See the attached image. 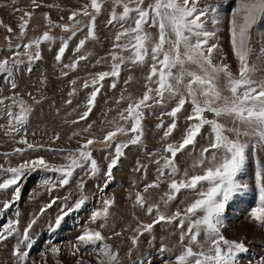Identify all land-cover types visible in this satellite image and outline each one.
<instances>
[{
	"label": "snow or ice",
	"instance_id": "obj_1",
	"mask_svg": "<svg viewBox=\"0 0 264 264\" xmlns=\"http://www.w3.org/2000/svg\"><path fill=\"white\" fill-rule=\"evenodd\" d=\"M15 3V0H13ZM105 0H88L80 8L70 10L68 22L53 21L45 14L48 30L41 36L33 37L26 43H18L15 47L9 38V55L0 58V78L12 90L10 95H0V120L6 121L0 124L5 129V134H19L28 123L32 105L15 90L18 87L16 73L21 66H26V71L31 73V65L42 59V44L52 46L56 43V37L51 32L60 28L62 32L70 33L65 39L60 38V46L55 55L57 62H62L69 43L78 35L74 51L81 53L89 40L98 39L96 34L97 17L102 13ZM112 10L106 21V26L117 28L112 50L107 53L110 57V70L90 74L89 80H85L84 89L91 88L87 101V111L79 120L87 119L92 107L95 105L97 95L100 92L102 82L106 78H112L111 88H116V82L120 77L123 67H147L148 71L144 78V91L139 97L123 93L117 99V105L126 102L118 113V117L108 123L111 129L107 130L102 139L85 138L80 146L64 152L61 150L66 163L59 166L52 165L43 157L25 160L16 167H4L0 165V191L7 192L11 189V200L3 202L0 208V217L12 208L20 199L21 191L19 184L26 173L44 171L57 173L54 179L46 177L41 181L43 187L49 191L57 187L63 188L77 174L82 173L77 187L83 193L85 181L83 176L97 177L101 174V168L93 158L92 146L101 143L108 150L110 157L106 170L103 171V183L97 185L98 191L103 194L104 190L113 181V169L116 168L125 155V150L130 146H137L143 139V119L145 113L153 108L165 109L169 104L175 106L171 111H162L161 115L173 118L167 125L162 142L163 153L160 150L149 153V158L157 157L152 162L157 165L156 179L143 186V192L135 194L134 207L139 206L146 214L153 216L151 222H139L132 229V248L126 255L131 259L133 251H138L139 237L145 233H152L158 224L173 225L179 232V252L169 256L163 264H238L241 254L248 251L243 241L230 240L222 233L224 215L229 202L237 197L245 195L253 189L258 192L257 203L249 213L253 222L264 227V162L256 160L254 171V185L243 182L241 177L245 174L249 159L250 149L257 152L264 151V77H257L258 68L250 64L249 58L254 53L251 44V31L259 21L264 20V0H233L234 6L229 11V33L232 52L239 63V73L234 75L229 64L214 62L213 53L219 50L218 31L216 27L221 23L220 10L223 0H216L214 4H206V0H111ZM33 8L41 7L38 0H31ZM204 4V6H201ZM122 8L117 12V8ZM33 13L26 12L21 16L20 39H23L27 31L29 19ZM28 17V19H25ZM87 19V23L85 20ZM63 21V17H61ZM211 22L213 29L206 26ZM155 28L157 35L148 31ZM9 33L13 29L7 27ZM258 59L264 58V40H261ZM106 62H107V58ZM87 60V55L80 54L70 64H62V68L75 70L80 61ZM99 62V61H98ZM67 72L62 75L67 76ZM224 80L223 87L219 82ZM131 80V77H129ZM125 81V84L129 83ZM75 86L77 81L71 80ZM77 89L72 88L69 95H74ZM35 103H40L33 93L27 94ZM71 103V100L67 101ZM185 105L190 106L188 121L182 139L178 143L167 142L173 131L177 128L176 118ZM212 114L209 119L206 114ZM221 118L230 121V125L221 122ZM78 121H73L77 123ZM205 126L209 128V140L206 146H202L199 154L193 159L192 168H200L202 174H191L181 170L176 163L178 154L186 150L195 151L197 137L201 135ZM158 128L165 127L163 122ZM91 125L83 131L89 132ZM79 135V133H74ZM118 136H129L126 141H118ZM56 139H59L57 136ZM19 143L25 144L27 149L39 150L42 145L29 143L26 137H22ZM191 146V147H190ZM49 151H54L48 149ZM26 149H15L16 154H23ZM135 171L147 175V168L139 164ZM168 183L169 192L161 197L165 208L159 204H149L146 195L150 189H158L162 183ZM184 191L186 196L194 199L183 209H177L168 214L167 206L176 199L177 194ZM52 201L41 209V215L47 207L56 202ZM67 200V197H65ZM102 207L94 209L90 213L89 223L97 224L99 229L107 227L110 208L115 203L114 198L101 196ZM87 196L75 202L74 207L64 210L57 216L54 226L50 230L55 231L61 226V222L71 212L80 210L85 205ZM21 213L16 210V219H9L0 231V242L9 238H16L12 256L14 264H28V258L33 240L30 231L36 223V218L27 225L23 232L19 229ZM112 235H121L112 232ZM106 237L101 230L84 227L82 233L72 245V254L76 255L80 247H85L95 254L96 264H122L119 251L106 242ZM155 237L152 236L150 242ZM60 251L52 247L51 252L56 254ZM173 249L167 245H161L158 252L163 255ZM78 264L80 262L78 261ZM131 264H153L151 257L131 259ZM260 264H264V257L260 258Z\"/></svg>",
	"mask_w": 264,
	"mask_h": 264
},
{
	"label": "rangeland",
	"instance_id": "obj_2",
	"mask_svg": "<svg viewBox=\"0 0 264 264\" xmlns=\"http://www.w3.org/2000/svg\"><path fill=\"white\" fill-rule=\"evenodd\" d=\"M38 2L41 7L33 8L31 0H15V3L13 0H0V58L9 55L7 51L9 38H11L12 46L15 47L16 44L26 43L31 38L41 36L44 31L48 30L45 14H48L53 21L68 22L70 10L80 8L88 0H38ZM149 2L150 0H145L146 4ZM214 3L216 0H206V4ZM233 6V0H223V6L220 10L221 23L216 26L219 28L217 34L219 50L213 53V58L216 63L229 64L233 74L238 75L239 63L232 52L228 23L229 11ZM111 10V0H105L102 13L97 17L96 22L98 39L89 40L81 53L74 51L78 40L83 38L78 35L70 41L62 62H57L55 55L60 46V38L66 39L70 33L55 28L51 34L57 38L56 43L52 46L47 43L42 44V59L31 65V73L26 71V66L20 67L15 77L18 84L15 91L32 105L33 112L25 128L19 134L6 135L5 129L0 128V165L16 167L25 160H32L37 157H43L46 162L55 166L66 163L61 150L64 152L73 151L80 146L85 138L102 139L106 131L111 129L108 121L117 118L119 111L126 107V102L119 105L116 103L122 93L125 96L131 94L133 97H139L143 93L147 67L125 66L116 82V88L110 87L112 78H106L102 82L95 105L87 119L79 120V117L87 111V101L92 90L91 88H83L84 81L89 80L90 82V74L110 70L111 61L110 57H107V53L112 50L114 37L118 31L117 28L106 26ZM116 11L119 13L122 8L118 7ZM26 12L33 14L29 19L27 31L21 40L19 24L21 23V16ZM61 17H63V21H61ZM85 22L87 23V19ZM9 26L13 29L12 33L7 31ZM206 26L209 30L213 29L210 21ZM147 30L152 32L154 37L157 35L155 28H148ZM261 40H264V20L259 21L251 31V44L255 51L250 56L249 62L257 66L256 76L258 78L264 77V58H257ZM80 54L87 55V60L80 61L75 70L62 68V64L72 63ZM105 58H107V62ZM62 72H67V76L62 75ZM73 79L77 81L75 86L70 83ZM126 80H129V83L125 84ZM219 84L220 87H223L224 80L221 79ZM73 87L77 91L74 95H69ZM11 92L12 90L5 79L0 78V95H10ZM28 93H33L36 99L40 100V103H35L27 95ZM69 100H71L70 104L67 103ZM174 106V104H169L165 109L153 108L146 111L142 122V143L137 146H130L125 150V155L121 158L118 166L113 169L114 179L103 194L98 191L97 185L103 183L102 173L106 170L110 157L108 150L101 143L92 146L93 158L97 160L101 174L94 178L83 176L85 181L83 193L77 187V182L83 175L79 170H77V174H74L70 185L63 188L57 187L52 191L43 187L41 181L46 177L54 179L58 176L57 173L44 171L26 173L19 184L20 199L5 212L3 217H0V231H3V226L9 219L17 218L16 210L21 213L19 217L21 232L33 218H36V223L30 231L33 247L29 253L28 264H78V261L80 264H96L95 254L85 247H80L76 255L72 254V245L76 243V238L82 233L84 227L96 228L101 230L106 237H110L106 239V242L119 251L122 264H131V259L137 257H151L153 264H163L166 258L178 254V230L173 225L158 224L152 233H145L139 237L138 251H133L131 259L126 255L128 250L132 248L131 237L134 234L132 229L136 228L139 222L149 223L154 218V215L149 216L145 210L133 205L135 194L137 192L142 193L144 184L156 179L157 165L152 161L157 157L149 158L148 154L157 150H160L159 154H164V142L161 138L173 118L168 115H161V113L162 111H171ZM185 109L178 114L176 118L177 128L168 137L167 142L178 143L181 141L188 124L186 117L190 112V106L185 105ZM206 116L209 119L213 118L210 113ZM73 121L78 122L73 123ZM161 122L165 127L158 128L157 125ZM221 122L230 125V121H225L223 118H221ZM4 123L6 121L0 120V124ZM88 125H91V129L89 132H84L83 130ZM74 133H79V135H74ZM57 136L59 139H56ZM22 137H26L29 143L33 145H42L43 147L35 151L27 149L25 144L19 143ZM129 138V136H118L117 140L126 141ZM209 138V128L205 126L201 135L197 137L198 143L195 151H191L189 148L185 153L177 155L176 163L181 170V175L185 170L189 172V175L202 174L200 168L193 170L192 162L201 151L202 146H206ZM17 148L26 149V151L23 154H16L15 149ZM257 158L264 162V151L257 152L255 149H250L245 174L241 177L243 182L250 185H254ZM138 162L146 166V178L142 172L135 171ZM3 178L5 177H0V182ZM169 191L168 183H162L158 189H150L145 194L146 199L149 204H159L161 209H164L165 205L161 197ZM12 195L11 189L7 192L0 191V208L3 207V202L11 200ZM81 195L87 196L85 205L80 210L73 211L66 216L58 229L50 230V225L54 226L57 216L61 214V208L64 207V210H67L69 207H74ZM102 195L114 198L115 203L110 208L107 227L99 229L100 222L91 224L89 217L94 209L102 207ZM53 198L58 199L51 207H47L41 215V209L45 208ZM193 199L194 197L186 196L182 190L180 194H177L176 199L167 206L168 214L177 209H183ZM257 199L258 192L253 189L245 195L233 198L225 211L223 235L230 240L243 241L248 249L246 253L240 255L238 264H260V258L264 257V227L253 222L249 216L251 208L257 203ZM113 231L119 232L121 235H112ZM152 236L155 237V240L150 242ZM16 243V238H9L0 242V264H14L15 258L12 256V251ZM162 244L167 245L173 251H166L161 255L158 249ZM52 247H57L60 251L53 254L51 252Z\"/></svg>",
	"mask_w": 264,
	"mask_h": 264
}]
</instances>
